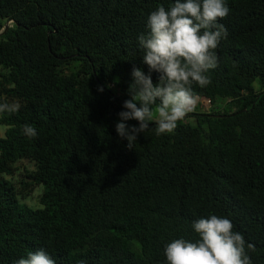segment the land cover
<instances>
[{
    "label": "trees",
    "instance_id": "trees-1",
    "mask_svg": "<svg viewBox=\"0 0 264 264\" xmlns=\"http://www.w3.org/2000/svg\"><path fill=\"white\" fill-rule=\"evenodd\" d=\"M174 2L0 0V103L21 105L0 113V264L39 249L56 264H167L166 244L195 242L210 214L264 264V0H225L218 66L193 85L209 112L170 134L150 124L133 150L116 132L133 66L148 73L138 37Z\"/></svg>",
    "mask_w": 264,
    "mask_h": 264
},
{
    "label": "clouds",
    "instance_id": "clouds-1",
    "mask_svg": "<svg viewBox=\"0 0 264 264\" xmlns=\"http://www.w3.org/2000/svg\"><path fill=\"white\" fill-rule=\"evenodd\" d=\"M230 13L225 0H175L166 10L159 6L147 19L149 32L138 37L142 49V63L148 73L133 66L132 82L128 87L129 99L118 113L116 132L126 147L134 149L141 133L155 125L157 136L173 133L178 122L184 121L196 110L199 97L193 85L201 88L211 83L209 70L218 66L216 49L228 32L219 21ZM158 74L154 82L152 74ZM117 82H119L117 80ZM108 87H112L108 85ZM104 91L101 86L98 89ZM18 102L0 103V113L13 114L20 110ZM136 120L139 126L127 122ZM28 138L37 137V130L23 127ZM199 239L195 242L183 238L166 244L164 255L167 264H252L250 252L255 245L234 231L230 219L215 214L201 218L192 225ZM15 264H56L44 249L29 252Z\"/></svg>",
    "mask_w": 264,
    "mask_h": 264
},
{
    "label": "rangeland",
    "instance_id": "rangeland-1",
    "mask_svg": "<svg viewBox=\"0 0 264 264\" xmlns=\"http://www.w3.org/2000/svg\"><path fill=\"white\" fill-rule=\"evenodd\" d=\"M254 86L256 89H260V84L258 81L255 82ZM219 102H222V100L219 99ZM210 109H211L210 101L204 98H199L196 110L192 113H197V114L206 113L209 112ZM188 120L194 123V120L190 118ZM5 131H6V127L0 125V137L5 135ZM41 193H42V188H36L33 194L29 198H27L26 203L29 204L30 206H37L39 204L38 201Z\"/></svg>",
    "mask_w": 264,
    "mask_h": 264
},
{
    "label": "water",
    "instance_id": "water-1",
    "mask_svg": "<svg viewBox=\"0 0 264 264\" xmlns=\"http://www.w3.org/2000/svg\"><path fill=\"white\" fill-rule=\"evenodd\" d=\"M9 28V23H7L6 24V26H5V30H7ZM2 34V32H0V35ZM239 113H241V112H239Z\"/></svg>",
    "mask_w": 264,
    "mask_h": 264
}]
</instances>
